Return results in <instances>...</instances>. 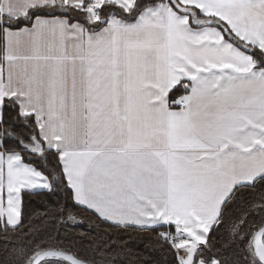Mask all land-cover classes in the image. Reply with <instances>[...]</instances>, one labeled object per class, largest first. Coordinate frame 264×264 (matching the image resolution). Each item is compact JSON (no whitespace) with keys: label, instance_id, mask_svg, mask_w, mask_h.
<instances>
[{"label":"snow or ice","instance_id":"6c2138e0","mask_svg":"<svg viewBox=\"0 0 264 264\" xmlns=\"http://www.w3.org/2000/svg\"><path fill=\"white\" fill-rule=\"evenodd\" d=\"M54 180L164 264H264V0H0V264H118L29 235Z\"/></svg>","mask_w":264,"mask_h":264},{"label":"trees","instance_id":"16d2710c","mask_svg":"<svg viewBox=\"0 0 264 264\" xmlns=\"http://www.w3.org/2000/svg\"><path fill=\"white\" fill-rule=\"evenodd\" d=\"M41 163H46V173L56 167L54 158ZM257 193L258 190H252V195ZM61 209H64L63 216L58 214ZM70 214L75 216V220L69 219ZM261 218L257 216L256 222L259 223ZM23 221L26 226L32 222L35 231L29 235L52 243L58 241L71 253L89 260H101L100 254L95 251V244L107 240L109 235L112 237L109 243L115 242L119 255L113 252L106 258L116 259L118 264H164L166 259L156 243V232L133 226L116 228L108 222H101L90 211H85L69 199L64 185L57 184L55 180L50 190L36 191L34 195L25 197ZM15 235L9 232V236ZM13 243L20 244L21 240H5L3 223L0 222V258L4 257L6 248L11 250Z\"/></svg>","mask_w":264,"mask_h":264},{"label":"crops","instance_id":"0c3cea01","mask_svg":"<svg viewBox=\"0 0 264 264\" xmlns=\"http://www.w3.org/2000/svg\"><path fill=\"white\" fill-rule=\"evenodd\" d=\"M37 191H41V190H37ZM75 202V201H74ZM76 203V202H75ZM133 227H136V226H133ZM137 228H139V227H137ZM158 229H160V228H158ZM162 230H166V229H162Z\"/></svg>","mask_w":264,"mask_h":264}]
</instances>
